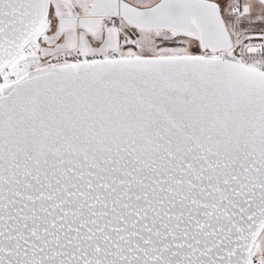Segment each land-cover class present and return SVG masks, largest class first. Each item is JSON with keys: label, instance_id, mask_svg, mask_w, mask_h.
<instances>
[{"label": "snow or ice", "instance_id": "snow-or-ice-1", "mask_svg": "<svg viewBox=\"0 0 264 264\" xmlns=\"http://www.w3.org/2000/svg\"><path fill=\"white\" fill-rule=\"evenodd\" d=\"M0 264H264V0H0Z\"/></svg>", "mask_w": 264, "mask_h": 264}]
</instances>
